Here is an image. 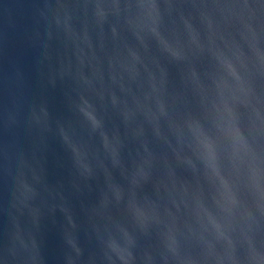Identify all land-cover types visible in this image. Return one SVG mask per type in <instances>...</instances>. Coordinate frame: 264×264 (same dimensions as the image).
Wrapping results in <instances>:
<instances>
[{
	"label": "water",
	"instance_id": "1",
	"mask_svg": "<svg viewBox=\"0 0 264 264\" xmlns=\"http://www.w3.org/2000/svg\"><path fill=\"white\" fill-rule=\"evenodd\" d=\"M0 264H264V0H0Z\"/></svg>",
	"mask_w": 264,
	"mask_h": 264
}]
</instances>
